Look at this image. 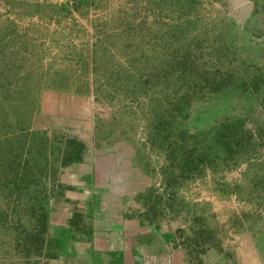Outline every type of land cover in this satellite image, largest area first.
Wrapping results in <instances>:
<instances>
[{
  "label": "rangeland",
  "instance_id": "obj_1",
  "mask_svg": "<svg viewBox=\"0 0 264 264\" xmlns=\"http://www.w3.org/2000/svg\"><path fill=\"white\" fill-rule=\"evenodd\" d=\"M71 139L104 216L152 229L184 264H264V0H0V160L53 170L48 216L28 188L0 196V264L85 235L66 213Z\"/></svg>",
  "mask_w": 264,
  "mask_h": 264
},
{
  "label": "crops",
  "instance_id": "obj_2",
  "mask_svg": "<svg viewBox=\"0 0 264 264\" xmlns=\"http://www.w3.org/2000/svg\"><path fill=\"white\" fill-rule=\"evenodd\" d=\"M59 114L60 116L57 118L62 123L63 128L68 130V132L71 131L70 129L75 130L76 125L72 123L74 118L70 115L71 113H64L61 110L55 116ZM77 116L82 118L79 114ZM85 145L87 146V144ZM87 152L89 153L90 150L88 149ZM83 158L78 163H72L73 172L68 178L75 177L77 179L76 188L72 187L66 190L64 198L68 200V207H66L68 211L66 213L70 214V212L78 210L81 214L75 213L76 217L84 215L87 218L82 217L80 220L77 219L78 222L76 223L80 227L78 228L79 235L83 231H85V235L81 237L77 236L78 234L73 230V234H66V237L65 235L60 237L54 236L59 239L65 237V246L58 255L52 256V259L49 261L45 260V257L48 256V252L45 251L40 264H184L183 257L179 253L174 252V247L167 246L168 244H165L160 236L152 233V229L148 227L138 228L135 224V222L137 223L135 219L122 218L119 222L116 216L106 217L104 215L105 213L107 215V210L111 207L110 205L107 207L104 205V208H100L99 205L96 206L95 203L92 204L90 202L92 195L90 191L92 167L88 165L89 163L87 164V156L84 160ZM113 160L116 163V156ZM84 163L86 165L79 172L78 168H81L80 166H83ZM116 167L117 165L114 168ZM110 168L111 164L109 165ZM115 170L113 169V173ZM119 170L122 171L121 169L116 171L119 172ZM121 173L119 172V174ZM110 175L111 173L104 175L105 185L108 183L110 187H115L117 190L114 184L116 182H112L109 179ZM129 176H123V179L126 180V186L129 185L127 181L132 179ZM127 191H123L119 196L120 208L122 209V203L126 198ZM92 197L94 198L93 195ZM74 199H80V201L75 202ZM41 249L42 247L38 246L36 252H39ZM38 259L39 257L28 258L27 252L26 260H22L21 262L24 264H39ZM20 263L17 262L16 264Z\"/></svg>",
  "mask_w": 264,
  "mask_h": 264
},
{
  "label": "trees",
  "instance_id": "obj_3",
  "mask_svg": "<svg viewBox=\"0 0 264 264\" xmlns=\"http://www.w3.org/2000/svg\"><path fill=\"white\" fill-rule=\"evenodd\" d=\"M195 64V68H196ZM187 76L189 73H191V70L189 68L186 69ZM192 80L197 79L199 75V71L194 70V72L191 73ZM44 135L46 133V130L43 131ZM8 134L5 133L2 137H5L3 140L8 139ZM42 138V136H40ZM48 139L47 137L43 138V141ZM2 141V140H0ZM69 143L66 142V145H70V147L67 149L66 154L62 160L61 164L62 165H67V164H72V163H78L82 161V153L85 150L84 146L82 143H80L78 140L71 139L68 141ZM43 144V142H42ZM44 145V144H43ZM9 149H6V151ZM3 151V150H2ZM13 153H8L7 159H1L0 160V169H2L0 173V196L1 195H11L13 191L16 189L20 190L21 188H28L26 192H33L35 193V196L32 197V201L30 203L26 202L27 206H25L27 209L29 207H32V209H37L38 211L40 209L45 210L46 216H48V212L50 210L49 206V195L46 193L47 187H48V179L53 178V170H52V165L51 161L48 159V163H46L45 167L42 170H31L32 172L29 173H24L25 168H28L32 166V164L26 165V163H19L20 165H23L21 171L18 169V166H16L14 161V155ZM23 153L20 152V156H22ZM36 169V167H35ZM48 183V184H47ZM23 192V191H22ZM25 193V192H24ZM18 203L15 202L14 205L11 207L13 211L15 212H20L22 209V206H20ZM7 237V236H6ZM66 237V235H65ZM65 237L62 238H52L48 237L47 242H46V247L45 250L48 252V256H56L58 253L64 248L65 246ZM9 238V237H7ZM31 248H35V250L38 249L34 247L31 244Z\"/></svg>",
  "mask_w": 264,
  "mask_h": 264
}]
</instances>
